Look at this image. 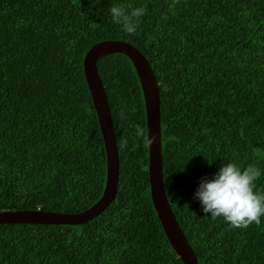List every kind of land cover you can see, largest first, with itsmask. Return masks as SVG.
Wrapping results in <instances>:
<instances>
[{
	"label": "trees",
	"instance_id": "16d2710c",
	"mask_svg": "<svg viewBox=\"0 0 264 264\" xmlns=\"http://www.w3.org/2000/svg\"><path fill=\"white\" fill-rule=\"evenodd\" d=\"M111 3L145 7L135 33L111 21ZM108 39L132 44L155 75L162 185L197 264H264V216L230 229L192 197L229 161L255 164L264 191V0H0V211L76 213L100 197L105 153L82 59ZM96 68L115 196L81 224H0V264H182L149 195L135 69L120 53Z\"/></svg>",
	"mask_w": 264,
	"mask_h": 264
},
{
	"label": "water",
	"instance_id": "95a60500",
	"mask_svg": "<svg viewBox=\"0 0 264 264\" xmlns=\"http://www.w3.org/2000/svg\"><path fill=\"white\" fill-rule=\"evenodd\" d=\"M120 53L132 63L139 80L145 111V133L152 142L147 146V177L153 209L164 235L182 264H197V259L179 228L162 185L159 89L155 75L144 56L130 43L103 40L84 54L82 71L103 142L105 181L100 197L91 206L76 213L22 209L0 211V224H81L102 211L114 198L118 181V155L108 102L96 61L99 57Z\"/></svg>",
	"mask_w": 264,
	"mask_h": 264
},
{
	"label": "clouds",
	"instance_id": "9594fccd",
	"mask_svg": "<svg viewBox=\"0 0 264 264\" xmlns=\"http://www.w3.org/2000/svg\"><path fill=\"white\" fill-rule=\"evenodd\" d=\"M107 11L123 33L133 34L146 9L131 3H111ZM135 132L145 147L152 142L145 138L142 126H137ZM260 175L261 170L252 163L243 167L231 161L222 163L210 178L199 179L192 197L202 213L212 219L220 218L230 229L259 224L264 216V191L255 187V181Z\"/></svg>",
	"mask_w": 264,
	"mask_h": 264
}]
</instances>
